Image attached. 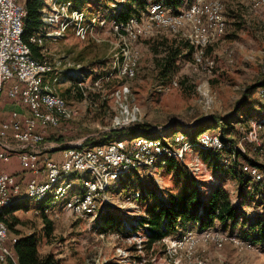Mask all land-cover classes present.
Here are the masks:
<instances>
[{
    "label": "rangeland",
    "instance_id": "rangeland-1",
    "mask_svg": "<svg viewBox=\"0 0 264 264\" xmlns=\"http://www.w3.org/2000/svg\"><path fill=\"white\" fill-rule=\"evenodd\" d=\"M120 2L88 0L80 12L71 11L72 1H46L44 22L52 29L45 35L43 31L36 34L44 46L41 61L49 67L47 83L66 98L69 112L68 116L52 117L61 126L51 132L56 139L48 137L46 141L58 146L67 142L70 144L65 147H71L99 142L113 129H129L135 136L125 135L123 140L141 136L164 139L180 154L171 157L177 159L175 169H169L159 157L119 175L86 215L75 213L72 202L90 176L71 177L72 185L65 194L52 191L42 209L41 201L30 198L28 207L16 211L21 223L8 228L10 237L35 233L41 255L51 253L60 264H264V241L257 239L252 228L261 220V213L264 215V196H258L254 182L240 190L239 180L224 166L235 154L219 158L218 151L224 149L204 152L220 147L207 149L201 143L202 134L219 137L223 128L228 129L225 138L241 151L237 162L246 163L250 158L264 165V89L237 109L245 89L264 73V4L186 0L178 11L168 10L169 16L179 17L181 22L166 25L153 21L150 15L151 7L161 1L139 8L125 0L124 6L138 16L116 25L110 17ZM212 2L222 6L225 30L202 37L207 19L185 15L193 4L206 7ZM49 18L54 22H48ZM177 38L187 40L194 50L189 53L182 47L183 54L167 73L159 61L164 53L156 55L155 51L163 52ZM129 48L138 56L131 77L123 76L119 69ZM207 123L211 127L192 140L197 127ZM179 134L185 135V140L177 142ZM187 141L198 146L184 150ZM259 185L264 192V185ZM187 186L200 190L203 196L216 186L223 187L237 210L236 218L217 220L205 229L193 222L175 233L152 237L148 219L153 209ZM45 216L53 222L50 236L44 235ZM193 235L202 237L193 240Z\"/></svg>",
    "mask_w": 264,
    "mask_h": 264
},
{
    "label": "trees",
    "instance_id": "trees-1",
    "mask_svg": "<svg viewBox=\"0 0 264 264\" xmlns=\"http://www.w3.org/2000/svg\"><path fill=\"white\" fill-rule=\"evenodd\" d=\"M46 1L47 0H29L27 2L25 17H24V33H23V39L30 46L33 56L43 61L44 58H42L41 50H43L44 46L38 45V43L36 41H32L31 38L36 34L41 33L42 31H43V35H45L46 32L52 29V27H49L44 22V16H45L44 5L46 4ZM58 1L60 2L72 1L73 6L71 7V11L82 12L83 11L82 6L88 0H58ZM123 1L125 0H121L119 7H117L116 12L112 14V16L110 17L111 20H114L116 22V25L126 24L130 18H132L133 16H138L133 14L135 13V10H133L130 7L124 6ZM132 1L139 8H146L148 5L150 6L154 1H161L165 5L166 9L171 11H176V10L178 11V9L183 6L186 0H132ZM182 47H186L187 49H189V53L190 52L192 53L194 50L193 46H191L187 40H185L184 38H177L174 41V43H172L168 48H165L163 52H161L160 50L155 51L156 55L164 53L161 60H159L160 66L163 67L164 72L168 73L171 72L172 69H174V65L177 63V61L183 54ZM261 89H264V73H261V75L250 86H248L245 89L241 99L237 103V109H240L242 105L248 103L252 99V97L257 93V91ZM263 113H261L260 111L258 114L261 115V117L259 115L258 116L262 118ZM259 117H256L257 119L255 120H259L260 119ZM238 122L241 124L242 121L241 122L238 121ZM210 125L211 124L209 123L199 125L196 129V133L192 135V140H195L197 136L200 133H202L203 129L210 128L211 127ZM57 129L59 128H56L55 130ZM185 132L188 133L186 130ZM228 132H229L228 129L223 128V133L220 136L223 144L221 148L204 150V152L224 149L223 151H218L219 158H225L227 155L229 156V158H231L235 154V158H233L231 161L229 160L228 163L224 164V166L225 167L227 166L226 169L228 168V171H231L234 177L239 180L240 190L243 189V191H245L246 186L251 182H254L255 189L257 191L256 193L258 194L259 197L263 199L264 192L262 188L260 187L258 182L253 181L252 178L249 176V174L246 171H244V166L251 165L258 167L260 169H264V165L257 164L250 158H247L248 163L237 162L238 155L240 154L241 151L237 149V146L234 143H232V140L225 138ZM125 135L135 136L132 134V131L129 129H113L110 132H108L106 136L102 138V140H99V142L86 141L84 142V145L95 146V145L107 144L115 140L126 139L124 138ZM48 137L46 138L51 140L56 139L53 133L52 134L50 133ZM148 137H153V136H148ZM57 140H61V139L58 138ZM61 146L64 147L67 145H61ZM220 152H222L221 155ZM228 159H226L225 161L227 162ZM207 161L210 162L211 158L207 159ZM234 161L236 162L235 164L232 165V162ZM176 162L177 159L168 158L166 160L165 165L168 166L169 169H175ZM241 194L242 191H240V195ZM49 198L50 196H48L39 203L40 209L43 208V204L44 203L46 204V200H48ZM28 200L30 199H27V197H21V199L12 201L9 205H7L1 210L0 219L6 222L9 229L14 228L15 225L21 223L20 222L21 220L17 216H15L14 213L16 211L28 207V202H29ZM260 202L261 205L262 200ZM153 211H154L153 216L151 217V219L148 220L149 223L151 224V231H152V234L150 235L156 238L162 237L163 235L166 234L175 233L180 228H185L188 224L193 222L200 223L201 228L205 229L212 227L217 220L221 222H226L227 220L235 219L237 216V210L232 205L228 191L221 186H216L215 188L211 189L208 192V196H203L200 190L187 186L186 189L183 192H181V194L177 196H173L170 201L166 203H162L159 206H156L153 209ZM261 214H262L261 217H259L261 220L257 221L252 228L256 229L257 231V235H256L257 239H259V241H264V215L263 213ZM9 217H11L10 218L11 220H9ZM44 223H45L44 235L50 236L53 233V229H54L53 222L45 216ZM17 233L21 234L22 232L21 230H17ZM38 245H39V238L38 235H36L35 233L25 234L20 238L18 237L17 241L11 245L12 252L16 257L18 264H60L59 261L56 259V257L51 253L41 255Z\"/></svg>",
    "mask_w": 264,
    "mask_h": 264
},
{
    "label": "built area",
    "instance_id": "built-area-1",
    "mask_svg": "<svg viewBox=\"0 0 264 264\" xmlns=\"http://www.w3.org/2000/svg\"><path fill=\"white\" fill-rule=\"evenodd\" d=\"M22 1L0 0V83L6 84V95L19 108L12 110L7 118H0V162H10L12 155L17 154L21 167L28 173V178L0 169V202L14 200L17 195L23 194L25 187H34L36 181H44L45 175L49 173L86 167V152H94V161L98 164L99 174L101 171L118 166L123 158L133 159V156H142V160H148L158 145L143 143L142 140L129 142L134 143L132 153H124V145H119L97 148L94 151H67L62 153L60 159L43 158V151L50 145L46 141L44 122H51V128L54 129L61 125L52 122L53 114L40 112L38 81L37 89H27L28 76H36V74L26 75L22 63H15V56H22V49H19L15 43V34L21 23ZM9 14L17 15V24H10ZM155 18H162L163 22L164 18H168V9L155 13ZM193 18L198 19L195 15V7ZM49 101L51 104L58 102L57 95L49 98ZM217 141L218 138L213 133L203 138V142ZM254 177H258L256 172ZM34 194H37V191H34ZM91 194L92 202H97V195ZM87 205L89 202L78 205L75 210L79 213L80 207ZM201 237L193 235V240ZM0 264H16L11 249L6 248V236L3 234H0Z\"/></svg>",
    "mask_w": 264,
    "mask_h": 264
},
{
    "label": "bare ground",
    "instance_id": "bare-ground-1",
    "mask_svg": "<svg viewBox=\"0 0 264 264\" xmlns=\"http://www.w3.org/2000/svg\"><path fill=\"white\" fill-rule=\"evenodd\" d=\"M29 0H23L21 2V23L18 28V31L15 34V43L18 45L19 49H22V56H23V62H22V56H15V63H22V69L26 72V75H33L36 74V76H28L27 80V89H37V81L40 86L39 91V108L40 112L43 114H53V116H68V109H67V103L64 98L59 96L57 93L53 91V88L49 86L47 83V77H48V71L49 67L48 65L35 58L32 54V51L30 49V46L27 42L23 39V33H24V17L26 12V4ZM251 4L255 6H261L264 4V0H247ZM195 7V15L197 16H203L202 18L207 19V26L202 32L205 34H202V37L206 36V33L209 32H215L217 34H221L225 30V21L222 18L221 10L222 6L219 2H212L209 3L206 7H203L198 4H193L189 7L187 13L185 16L190 17L193 19V10ZM160 11H166L164 8V5H162L161 2H156L150 10V15L153 21L159 22L166 25H176L181 22L179 17L176 16H169L168 18H164V21L162 22V18H155V13H159ZM9 22L10 24H17V15L16 14H9ZM48 22H54V18H49ZM137 37L136 34H133V38L135 39ZM32 41H36L38 45H42L43 41L38 36H33L31 38ZM138 61V56L136 52H132L130 48L126 50L125 57L123 61L119 64V69L121 71V74L123 76H133L135 72V66ZM196 61L201 64L202 58L201 56L197 55ZM44 70V71H43ZM131 70V71H130ZM37 77V78H36ZM5 83H0V95L3 91ZM52 86V84H51ZM57 95L58 102H51L49 101V98H54ZM52 122L58 125V122L52 118ZM51 123V122H44V124ZM203 135V136H202ZM201 143L203 146L207 149L208 146L218 148L222 147V141H221V135L218 138V141L216 143L211 142H203V138L205 136H209V134H202ZM253 135V132L251 133ZM185 135H177L175 140L177 142H181L185 140ZM142 140L143 143H152L155 145H158V148H156V151L153 152L148 160H142V156H133L132 158H123L122 162L118 164V166L111 167L110 170L101 171L99 174L98 164L96 161H94V152H86L85 154V161L87 162L86 167H82L79 170H66L63 172H54L47 174V181H36V184H34V187H25V190L23 191V194H19L15 197L14 200H11L10 202H0V212L1 210L9 205L12 201L21 199V197H27V199L34 198L36 200H44L49 196V194L54 191L58 195H64L65 190L70 188L72 183L69 181L71 177L80 175L82 173H86L90 176L88 180L85 181L83 191L78 196H75L73 198L72 207L73 211L77 214H83L86 215L87 213L91 212L95 208V202H92V194H95L100 196V194L107 188V185L111 182L112 179H115L119 175H123L130 170H133L141 165H149L154 163V160L159 157H163L166 161L168 158H171L173 156L180 155L174 148H172L169 145H166L162 140L158 139H150L149 137L141 136L137 138H132L130 140H120V141H112L107 144H103L102 146L96 145V146H85L84 144H77L75 146L66 147L63 150L64 152L70 151V152H83V151H94L97 148H111L113 146H119L124 145V153H132L134 150V143H129L133 141H140ZM198 146L197 144L192 143L191 141H187L184 145V150H187L189 148ZM183 151V150H182ZM181 151V152H182ZM255 166H244V170L255 179V181L261 183V185H264V169H260ZM255 172L258 177L255 176ZM34 191H37V194H34ZM86 202H89V205L80 207V211L78 213V210H75V208L78 205L85 204ZM0 234H3L6 236V248L11 249V245L17 241L16 238H11L9 235V229L6 224V222L2 219H0ZM192 240V238H191ZM193 242V240H192ZM11 255L14 256L12 249H11ZM16 264H18V261L16 257L14 256Z\"/></svg>",
    "mask_w": 264,
    "mask_h": 264
},
{
    "label": "crops",
    "instance_id": "crops-1",
    "mask_svg": "<svg viewBox=\"0 0 264 264\" xmlns=\"http://www.w3.org/2000/svg\"><path fill=\"white\" fill-rule=\"evenodd\" d=\"M5 92H6V84L4 85L3 91L0 95V118L2 119L7 118L9 116V113L12 110H15L18 108V105L14 103L11 99H9L8 96L5 94ZM44 125L50 126L51 123H47ZM47 126H44V130H46L45 132L46 135H49L53 131V128H50ZM76 142H78V140L74 141V143ZM48 144L54 145V146L48 147L47 150L43 151V158L60 159L62 157L63 150L66 148L65 146L62 148L61 145H69L70 143L65 142L63 144H60L59 145L60 147L53 143H48ZM0 169L7 171L9 173L15 174L22 178L23 177L28 178V173L21 167L17 154L12 155L10 162H7V163L0 162ZM44 181H47V175H45ZM72 210H73V207H72Z\"/></svg>",
    "mask_w": 264,
    "mask_h": 264
}]
</instances>
